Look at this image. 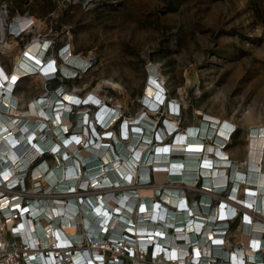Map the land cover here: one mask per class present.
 Listing matches in <instances>:
<instances>
[{"label":"rangeland","instance_id":"obj_1","mask_svg":"<svg viewBox=\"0 0 264 264\" xmlns=\"http://www.w3.org/2000/svg\"><path fill=\"white\" fill-rule=\"evenodd\" d=\"M4 16L13 20L33 16L35 23L29 34L15 37L2 27ZM0 26V63L9 72L16 57L25 55L26 49H36L37 53L40 45L37 48L31 44L35 37L53 40L56 52L62 46H69L80 59L92 61L90 68L76 77L44 81L37 73L22 76L15 90L22 107L33 98L52 95L61 85L89 104H100L91 97L103 99L107 108L117 109L128 124L140 116L149 123L140 121L151 128L152 135L155 120L141 113L152 70H155V80L160 84V77L164 76L162 88L170 100L177 99L180 114H171L164 101L161 114L150 110L151 116L159 119L160 124L163 118H166L165 123L167 119L175 121L179 132L186 131L192 124L199 125L200 118L202 122L208 115L216 116L219 122L222 120L228 131L234 127L232 134L226 137L230 139L224 149L236 164L235 170L239 169L242 174L249 172L241 160L245 158L246 144L249 140L251 146L252 137L260 136L258 131L262 130L256 162L262 165L264 173V0H0ZM45 55H48L47 62L55 57L43 51L42 59ZM69 64L75 69L79 67ZM110 81L119 85L113 86ZM153 86L159 88V85ZM85 107L78 111H90V116L86 111L83 113L87 125L90 117L96 119L100 108ZM196 108L203 113H196ZM131 116L134 118L127 120ZM76 117L75 113L73 119ZM120 124L121 121H116L97 130L99 141L106 139L110 144L120 133ZM165 138V142H170L173 135L167 133ZM120 140L124 150L126 143L129 145V133L127 139L121 136ZM158 146L156 143L155 148ZM250 152L249 147V155ZM69 154H73L70 149ZM214 157L220 159L217 155ZM217 166L225 174L230 172L227 165ZM171 173L167 172L161 180L166 181ZM200 182L181 180L172 188L181 191L183 188L193 198L203 193ZM152 184L153 181L148 185ZM203 186L207 185L203 183ZM135 197L138 199L139 195ZM216 197L221 198L214 196V199ZM233 198L242 202L238 197ZM222 201L235 213L233 203ZM241 222L233 221L232 240L237 238Z\"/></svg>","mask_w":264,"mask_h":264},{"label":"bare ground","instance_id":"obj_2","mask_svg":"<svg viewBox=\"0 0 264 264\" xmlns=\"http://www.w3.org/2000/svg\"><path fill=\"white\" fill-rule=\"evenodd\" d=\"M19 19H21V23L15 25L19 28L30 24L31 21H35L33 16H19ZM32 41H34V43H31L33 44L32 47L38 48V45H40L37 53L35 51L36 49H26L25 52L27 53L25 55L22 54L21 56L16 57L15 64L10 72L0 63V168L4 169L6 172L16 170L19 161H29L36 156V153L41 152V146H45L46 144H48L49 147L52 146L51 149L49 148L47 150H50L52 153L56 151L55 155L57 156V159L63 158L67 160L66 162L63 160V165H59L58 162H55L56 165L53 168L50 167L46 173L41 174L46 176L51 182L55 181L59 175H62V177L67 176L73 180L78 177L80 166L76 161V157H74L73 154H69V149L71 152H75L79 158L88 161L87 165L89 173L101 170L115 172V164L117 165L119 162H124L127 164V171L129 170L127 176L131 177L134 168H137V171H140L141 168V170L145 172L142 179H145L144 181H146L149 177L146 170L150 168L152 169V167L155 166L158 182L152 185L139 186L138 199L135 198V193H128L129 195H133V197L128 198L126 196H117L110 192L107 194L106 200H97L93 197L92 199H89L90 204H85L82 208L77 206L74 202L68 203L67 210L69 216L75 214L78 208H80L81 211H87L86 222L96 219L97 224L103 226V232H113V236L116 238L122 237L127 242H132V240L136 239L144 247L150 242H153V245L155 244L154 249L156 254L162 251V254L165 253L169 257L176 258L177 261L180 260L181 264H193L190 262L191 259L199 264H209L211 261L220 260V256H223L225 258L224 260H229L225 262L227 264H242L243 260H240L238 253L224 251L222 248L218 247V245H216L215 248H212L214 247L212 245V237L215 239L214 242H220L218 237H220L223 232V228L221 227L226 225L225 218H230L227 216L233 215V209L228 210L227 213V204L222 203L219 206L216 203L217 206L212 210H209L206 214H202L203 211L201 212V207L198 206V200L189 205V203H186L187 198L185 195H182L181 190L172 187L179 185L178 182L181 180L195 183L198 174L202 173V176H204V185H210L209 187L215 185V189L220 192V190L225 187V177L226 181L228 180V173L225 174L224 171L219 170L217 165H227L229 171L232 169L231 179L234 180L231 182L228 181L227 189L229 191L234 183L231 196L238 197L242 199V202L247 204L256 202L257 205L259 204L260 209H262L261 203L264 197V173L262 172L263 168L257 170L259 165L256 162V157L259 151V143L263 139V131H258L260 136L252 137L251 146L249 145V140L246 144L245 158H242L241 160L243 161V166L246 169L249 168V172L242 174L239 172V169H237L238 171L235 170L236 164H233L230 159L215 158L212 161H203V167L198 164L200 153L198 149L201 145L205 146L209 141H202L199 138L201 135H207L208 138L211 136L215 138V135H217L216 141L219 145L217 147L208 145L207 147L208 150H213V154L217 153L219 156H226L228 153V151L220 145L230 139L226 137H229L231 133L225 129L226 127H224V125H217L219 119L216 116H207L208 118L206 119L214 120V122L211 123L210 128L208 122L206 120L201 122L200 118L199 125L192 124V126L188 127L187 130L183 132L177 131L175 121L167 119L164 127H160L156 134V138L159 140V142H157L159 145L157 148H155L156 144L152 146V143L149 142L150 138H152L149 132L151 128L148 126L145 127L141 124V122L145 124L149 123L139 118L140 116L135 119L136 121L130 124H128L129 122L124 121L125 127L121 126L120 133L116 137H113V141L111 140V143L113 144H108L106 139L99 141L101 137L99 136L97 127L96 125L94 126V123L93 126L91 125V128L89 127V124L85 126L86 123L83 118V113L85 111L81 110V118L77 121L78 129L76 130H81V132H77L71 137H67L65 131L70 122L66 120V116L71 107V105L67 103V100L74 104H81L80 102L83 100L79 94L73 93L70 90H65L63 87H60L56 92L48 96V98H33L34 101H32L30 106L27 105L28 103H25L26 107L10 108L9 113L12 114V116H10L5 112L9 107L3 99V95L7 93V95L14 100L20 99V96L16 91L11 93V88L15 84L16 77H22L32 72L37 73V75L40 76L42 71L52 72L56 68L54 63L55 60L47 62L45 59L48 55H45L43 59L41 57L42 52H48V47L52 46L51 40L46 38L40 41L35 37ZM71 50L72 48H69V46H64L61 50L62 55L68 63L62 62L60 68L66 74H74L78 68L75 69L71 67L69 63L77 64L79 67H85L87 64L86 59H80V56L78 57V55H74ZM40 66L42 67L39 69ZM22 69L27 70V72H24ZM155 75V70H152L150 84L145 96V100L153 108L163 104V100L166 97L164 88H162V81L164 82L165 78L161 75L160 78L162 80L160 81V85L155 80ZM110 83L113 86L119 85V83L115 81H110ZM155 84L157 86L159 85V88L156 89L153 86ZM90 99L100 102V109L97 111L96 119H94L95 121L106 124L107 122L109 123L112 118L114 121L117 119V114L114 113L115 108H107V104L102 102L101 98L97 99L91 97ZM165 102L167 110L169 105L173 111H176L179 108L177 99L172 98L169 103L166 98ZM195 112L198 114L203 113L201 109L197 108ZM133 118L134 117L131 116L128 117L127 120ZM221 121L220 123H222ZM132 124L134 125L132 127L133 129H130ZM176 132L178 133L176 134ZM121 133H126L127 135L129 133V145L126 143L124 150L121 149V145H123L120 140ZM167 133H170L171 136L173 135V140L170 142H165L164 140ZM95 134L99 138L96 137ZM253 134H255V131ZM91 136L96 137L94 143L89 142ZM248 138L250 139V137ZM37 140L38 143H36ZM78 141H84L86 146L81 149L80 145L77 144ZM249 147L251 151L250 155L248 154ZM150 150H152V154H150ZM117 151H119L117 153L118 155L116 154ZM139 165L141 167H139ZM125 166L126 165H124L123 168H125ZM167 172L173 173L168 176V180H170L169 184H164L165 181H162L161 179L165 177ZM21 173H24V170H22ZM35 173H39V171H35L34 174ZM175 176H180V179H173ZM104 179L105 180L102 181L104 184L97 186L102 187L107 185L105 188H109L108 186L111 184V181L108 178ZM173 181H176L177 183H173ZM239 183L242 184L238 190L237 186ZM188 186L191 187V184ZM157 187H162V190L165 187V189L164 192H162L163 194H160L162 199L155 202L156 199H152V196L155 194V188ZM218 192H215V194ZM203 193L206 195H203L204 204L202 208L207 210L209 207L210 193L207 190H203ZM224 200L228 201L230 204L233 203L234 206L237 205V202L232 199L224 198ZM64 207L56 206L55 211H58V209L61 208L62 210H65L66 208ZM46 210H48V208H44V212H47ZM42 216L47 215L44 213ZM219 218H221V220H218ZM67 219L69 221L70 217ZM246 219L248 220L247 215ZM116 220L118 221L115 222ZM89 222L88 226L90 225ZM247 225L250 224L247 223ZM257 225L261 226L260 223ZM169 226L172 227L168 228ZM89 227L93 229L91 225ZM61 230L63 235L67 233H70L72 236L78 235L77 228L73 224H68ZM88 231L91 232V229ZM236 234V239H242L244 242H247L248 246L253 244V246L256 247L260 241V231L253 230L250 232L246 229L243 232L242 222ZM139 235L141 236L139 237ZM201 236L202 238H200ZM179 238H184V240ZM209 238L210 240L208 241ZM244 250L249 253L248 257L250 258L253 257L252 254L256 253L254 248H244L240 252H243ZM94 251L97 254V251ZM85 254V257L75 264H84L86 261L87 264H97L95 262V257L90 256L91 254L89 255L88 252H85ZM257 260L260 261V258L258 257ZM153 262L154 264L165 263V261L158 260V258Z\"/></svg>","mask_w":264,"mask_h":264},{"label":"built area","instance_id":"obj_3","mask_svg":"<svg viewBox=\"0 0 264 264\" xmlns=\"http://www.w3.org/2000/svg\"><path fill=\"white\" fill-rule=\"evenodd\" d=\"M17 23H21V19L18 18L17 20H13L9 19L8 16H4V18H2V27L8 31V34L15 37L29 34L35 22L31 21L30 24L20 28L18 26H15ZM37 38L40 41L46 39L39 37ZM51 42L52 46L48 47V51L50 55L55 56L53 60H55L54 63L56 65V68L52 72L42 71L40 77L44 81L55 79L58 80L60 78L62 79V77H76L81 72L87 71L92 65L91 59H86L87 64L85 67H76L77 69L74 74H66L60 68V63L65 61L64 56L60 52L64 46L59 48L56 52L54 50L53 40H51ZM23 71L27 72V70ZM29 74H34V72L28 73V75ZM19 78L21 77H16L15 84L11 88V93L17 90L19 82L21 81L19 80ZM59 87L57 88V90L59 89ZM164 93L166 94V97L163 101H165V99L169 97L167 96L166 90H164ZM48 96V94H45L38 97V99L48 98ZM3 97L4 101L9 107L8 110H5V112L10 116H12V114L9 113L10 108L22 107L20 99L14 100L9 97L7 93H5ZM170 98L171 97H169L168 100L169 103ZM34 99L28 102V106L31 105ZM101 101L106 103L103 99H101ZM67 103L71 105L69 113L67 114V119L70 123L68 127H66L65 133L67 134V137H71L73 134L81 132V130L76 131L78 129L77 121L79 118H81L79 116L81 112H79L78 110L81 107H87L89 105H95L100 108V105L96 103L89 104L86 99L83 100L81 104H74L73 102H69L68 100ZM143 105L144 111L142 113L155 120V126H153L152 128V139L150 141V143H152V146H154L159 141L154 137V135L157 134L160 127H164V121L166 118H163V122L162 124H160V120L151 116L148 111L157 110V112H155L154 114H161V109H163V106L165 104H161L160 106L158 105L157 107L153 108L149 106L148 103L144 100ZM85 111L90 116V111ZM169 112L171 114L177 112L176 115H179L180 104L179 109L176 111L170 109L169 105ZM75 113L77 114V117L76 119H73ZM114 113L117 114V119L114 121L112 118V120L109 123L107 122L106 124L95 121L90 117L89 127L91 128L93 122L95 123L98 131L107 128L111 123L114 124L116 121H121L120 125H122V123L124 122V119H121L122 115L118 114L117 109H115ZM204 120L208 122L209 128L211 127V123L214 122L213 119L204 118ZM218 124L222 125V123L220 122H217V125ZM234 130L235 128L231 127L230 133L232 134ZM92 133L94 134L93 131ZM177 133L178 132H176V134ZM95 136L98 137L96 134ZM95 136L90 137V143H94V141L96 140ZM121 136L124 139H127V136ZM216 136L217 135H215V138H213V136L208 138L207 135H201V137H199L204 142L209 140V143H204L206 147L201 145L198 149V151L200 152L198 157V164L201 165V167H203V161H212L213 159H215L214 156H219L217 153L213 154V150H208L207 148L208 145H211L212 147H217L219 145V143L216 141ZM36 143H38V140L36 141ZM227 143L228 141L224 142V144L220 146L224 148ZM77 144L80 145L81 149L86 146L84 141H78ZM41 147V152L36 153V156L31 158L29 161H19L17 163L16 170L6 172L4 171V169L0 168V264H75L80 259H83L85 257V252H88L89 255L91 254L90 256L95 257V262L97 264H154L153 261L157 258L158 260L165 261V263L162 264H181L180 260L177 261L174 257H169L165 253L162 254V251L156 254L154 249L155 244L153 245V242H150L144 247L136 239L132 240V242H127L122 237L116 238L115 236H113V232H103V226H99L96 222V219H93L90 222H86L87 211L84 212V210L81 211V209L78 208L75 214L69 216L67 210V205L70 202H74L77 206L82 208L85 204H90V198L92 199L93 197H95L97 200H106V196L110 192L116 194L117 196H126L128 198L133 197V195H129L128 193H136L139 195V186H143L145 184L148 185L152 181L153 184L156 183V168L154 166L152 169L150 168L146 170L149 176L146 181H144L145 179H142L145 175V172H143L141 168L140 171H137V168H134L131 177L127 176L129 170L127 171L128 167L124 162H119L117 165L115 164V172H111L109 170H101L89 173V168L87 165L88 161L79 158L78 155L74 152L73 155L74 157H76V161L80 166L78 177L73 180L72 178H69L67 176L62 177V175H59L57 176V179L55 181L51 182L47 179L46 176H43L41 174L46 173L50 167L53 168L56 165L55 162H58L59 165H63L64 159H57V156L55 155L56 151L52 153L50 152V150H47L49 148L51 149L52 146L49 147L48 144H46L45 146ZM118 152L119 151H117L116 154ZM54 157L55 160L53 159ZM219 158L228 160L230 159L228 155L219 156ZM124 165H126L125 168H123ZM139 167L141 166L139 165ZM261 169L262 165L260 164L257 170ZM22 170H24V173H21ZM35 171H39V173L34 174ZM231 176L232 169L228 173V180L226 181V177L224 179L225 187L220 190L219 193L218 190L215 189V185L212 187H208V189L206 188L207 186L204 187V176H202V173L198 174L196 182L198 183L199 181H201L200 187L202 188V190H207L210 193V200L208 203L209 207L207 210L202 208L204 204L203 193H200L197 196L198 198H191L183 188L181 193L186 196V203H189V205L198 200V206L201 207V212L203 211L202 214L208 213L209 210H212L215 206H217L218 201V205L220 206L224 198L232 199L233 201L237 202V205H235L234 215L230 218H225L226 225L221 227L223 228V232L221 236L218 237L220 239V242H214L215 239L212 237V245L214 246L212 248H215L216 245H218V247L222 248L224 251L238 253L240 260H243L242 264H264V197L261 203L262 209H260L259 204L257 205L256 202L247 204L245 202H241L237 198H233L231 196V192L234 187V183L232 184L230 191L227 190L228 183L234 181L233 179H231ZM104 178H108L111 181V184L108 186L109 188H105V186L107 185L100 187L101 184H104V182H102L105 180ZM167 181L169 182L170 180L167 179L165 182ZM164 189L165 187L163 188V190L161 187L155 190V194L152 196V199H156L155 202H158L159 199H162L161 195L163 194L162 192H164ZM215 192L218 193L215 194ZM214 196H221V198L216 197L214 199ZM171 205L173 206L172 203ZM56 206H65L64 208L66 209L62 210L61 208L58 209V211H55ZM224 207L227 208L226 206ZM44 208H48V210H46L47 212H44ZM226 212L228 213V209L226 210ZM44 213L47 216H42ZM246 215L248 216V220L246 219ZM68 217H70V222L67 219ZM235 219L239 221L242 220L243 232L246 229L250 232H252L253 230L260 231V241L258 240L259 243L256 247H254L253 244H250L248 246L247 242H244L242 239L232 240L231 227ZM218 220H221V218H219ZM117 221L118 220H116L115 222ZM88 222L93 227V229L89 227L90 225L88 226ZM247 223L250 225H247ZM258 223H260L261 226H258ZM68 224H73L74 226H76L78 234L77 236H72L70 233L63 235L61 229H64ZM170 227L172 226H169L168 228ZM89 229H91V232L88 231ZM140 236L141 235H139V237ZM200 238H202V236ZM179 239L184 240V238ZM209 240L210 238L208 239V241ZM245 240L249 241L248 239ZM244 248H254L256 253L252 254L253 257L250 258L248 257L249 253L246 252V250L240 252ZM94 250L97 251V254ZM222 257L223 256H220V260L211 261L209 264H223L226 261H229L224 260L225 258ZM258 257L260 258V261L257 260ZM190 262L193 264H199L198 262L192 261V259ZM84 264H87V261Z\"/></svg>","mask_w":264,"mask_h":264},{"label":"trees","instance_id":"obj_4","mask_svg":"<svg viewBox=\"0 0 264 264\" xmlns=\"http://www.w3.org/2000/svg\"><path fill=\"white\" fill-rule=\"evenodd\" d=\"M122 126L125 127V123L124 122L122 123ZM123 135L126 136L127 134L125 133ZM173 179H175V180L180 179V176H175Z\"/></svg>","mask_w":264,"mask_h":264}]
</instances>
